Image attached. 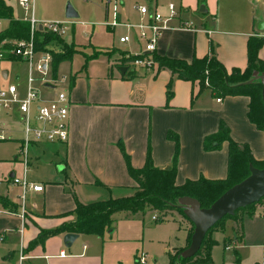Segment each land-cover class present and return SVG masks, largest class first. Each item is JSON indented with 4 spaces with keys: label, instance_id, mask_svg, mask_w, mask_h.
I'll return each mask as SVG.
<instances>
[{
    "label": "crops",
    "instance_id": "1",
    "mask_svg": "<svg viewBox=\"0 0 264 264\" xmlns=\"http://www.w3.org/2000/svg\"><path fill=\"white\" fill-rule=\"evenodd\" d=\"M5 1L12 6L14 17L25 16L17 0ZM68 1L74 4L85 23L101 24L103 18H112V7L105 0ZM118 1L117 19L121 22H135L141 18L137 5L167 14V4L173 2L177 14L160 32L152 54L189 61L193 56L213 51L228 71L232 67L242 69L246 66L247 39L252 35L260 36L264 30V0ZM201 4L204 8H200ZM65 6L66 0H34V14L37 18L62 19ZM105 25L107 32L112 34V44L123 34H129V41L133 39L127 43L118 41L126 44V52L133 48L134 38L139 44L142 41L135 28L123 24ZM64 36L67 43H73L70 34ZM107 48L106 55L98 56H113L114 50ZM124 52L118 56H125ZM258 55L264 59V36ZM109 60L110 57L98 72L89 69L82 74L70 71L65 87L69 107L67 140H42L31 144L29 159L37 157V148H46L56 158L57 168L63 173L46 183L35 181L43 185L42 190L29 188L25 191L24 195L38 199L39 205L29 203L27 208L23 202L26 211L23 223L18 215L22 205L19 206L17 197L14 200L10 195L9 185L6 191L0 192V208H3L0 210V249L5 251L0 255L1 263L112 264L104 263L103 253L91 247L95 238L87 235L92 233L76 232L78 235L70 245L63 242L66 231L48 235L33 244L31 240L42 228L73 220L76 200L89 202L99 196H122L123 193L113 191L133 188L134 179L127 170L122 149L129 154L134 166H141L147 154L155 165L170 166L175 135L178 140L176 183L200 175L222 178L227 171L228 141L223 140L213 148H205L203 142L223 120L235 141L246 143L256 160L264 159V130L256 127L247 116V95L220 94L208 86L200 89L196 80L179 78L170 69L159 68L155 63L136 66L129 61L121 63L120 57L113 63ZM121 65L126 66L125 71H121ZM7 74L8 70L0 63V78ZM55 90L52 88L51 91ZM168 90H171L170 95ZM12 115L21 118L15 109L0 113V126L5 132L9 129L3 116ZM22 136L23 127L21 135L15 138L19 145ZM6 173L8 176H3L9 183L18 184L12 180L13 169ZM172 209L176 208L166 212ZM179 214L182 231L169 252L187 244L191 221L181 211ZM208 238L214 239L210 260H192L188 264H264V201L240 208L235 216L225 217L208 233ZM82 240V246L77 244ZM20 250L25 255L21 260Z\"/></svg>",
    "mask_w": 264,
    "mask_h": 264
},
{
    "label": "trees",
    "instance_id": "2",
    "mask_svg": "<svg viewBox=\"0 0 264 264\" xmlns=\"http://www.w3.org/2000/svg\"><path fill=\"white\" fill-rule=\"evenodd\" d=\"M0 17L4 20V24L0 27V50L3 53L0 59L18 58L10 50L15 40L29 37V23L23 18L14 17L12 6L6 3L5 0H0ZM34 40L37 48L51 51L53 74L57 72V62L62 58L70 57L75 50L74 44L67 43L62 36L44 32L40 29L36 30ZM262 41L263 36H249L247 39L246 66L242 69L240 67H232L230 71L226 69L213 51L203 56H193L189 61L180 57L157 53H153L152 57L154 62L157 63V67L168 68L179 78L196 80L200 89L208 86L220 94L247 95L249 98L247 116L256 127L264 130V105L261 98V82L259 79L248 81L253 77L254 71H264V59L258 55ZM49 44L53 46L56 44L60 45V49H51L48 47ZM129 60V57L120 56V61L123 64H127ZM170 91L168 90V95H170ZM168 135L173 136L172 133ZM173 137L175 140V151L170 166L159 167L155 165L149 154H147L141 166H134L130 162L129 154L122 149L127 170L134 179L133 192L127 195L89 202L76 200L72 209L76 214L73 220L63 221L55 227L40 229L36 237L31 240V244L42 240L48 235L62 231L102 234L106 228L110 227L113 219L112 214L121 209L137 211L147 207L156 210L176 208L183 213V208L178 204L179 197L183 195L196 197L200 201V205L206 207L226 188L249 173V163L264 167V159L256 160L252 156L248 145L235 141L230 135L228 125L223 120H220L217 130L207 134L203 144L205 148H213L219 146L223 140L228 141L226 175L222 178H208L200 175L197 178H186L183 182L176 183L178 140L175 135ZM259 201H264V195L259 200L240 208L248 207ZM240 208L236 209L233 214L224 215L212 225L206 232L197 252L192 256L184 257L180 255V252L189 243L193 230L191 222L187 244L178 247L174 252H170L169 264H188L192 260H210V247L214 239L208 238V233L225 217L235 216Z\"/></svg>",
    "mask_w": 264,
    "mask_h": 264
},
{
    "label": "rangeland",
    "instance_id": "3",
    "mask_svg": "<svg viewBox=\"0 0 264 264\" xmlns=\"http://www.w3.org/2000/svg\"><path fill=\"white\" fill-rule=\"evenodd\" d=\"M70 3L74 6L72 2ZM117 11H119L118 8ZM20 14H22L20 15L21 17L24 16L23 10H21ZM67 18L64 10L62 19ZM83 19L82 16L68 19L70 23L68 24V29L64 37L68 34L73 37L71 42H73L75 50L70 57L62 58L57 62V75L59 77L65 75L67 78L57 83L56 90L65 91L70 71L79 74L84 73L86 69H89V71L92 72L101 71L107 58L110 57L109 62L112 61L113 63L120 57L118 55H120L121 52L128 49L125 48L126 44L118 42V36L117 42L112 44V34L111 32L108 33L106 25L102 24L105 20L104 18L101 21V24L93 21L85 23ZM138 21L139 20L135 22ZM72 22L74 24H72ZM92 23H95V25H92ZM132 40L133 39L130 41ZM144 44L145 42L143 40L140 41L139 44L134 38V42H132L133 48H130L131 52L133 54L139 52L140 47H143ZM50 45L51 44H49L48 47L51 49H60V45ZM107 46L112 48L111 50H114L112 53L113 56H98L101 54H107ZM112 46H115L116 48H113ZM35 56H38V54ZM35 60L36 59H34V62ZM0 63L3 66V69L8 70L7 76H1L0 78L2 86L9 83H15L18 86L21 95H24V84L29 65L28 61L23 59L3 61L0 59ZM155 64L157 65V63ZM134 65L142 66L138 64ZM114 68H116L115 65ZM131 68L132 64L130 66V69ZM115 70H117V68ZM35 83L38 84L39 81H36ZM3 117L5 118L9 130L5 132L6 138L0 139V192L6 191L7 185H9L10 195L14 200H16L17 197L18 202L20 203L19 206H21L23 202L26 203L27 208L30 207L29 203L31 206L32 204L39 205L38 199L31 198L28 195L22 196V185L20 183H18L19 185H12V183H9L5 176H3L6 175L7 177L8 175L6 172L12 169L15 172V177L19 179H22L24 174V165L20 160L21 157L19 155L17 158L14 157V155L19 153V144L15 138L21 135V128L23 127L22 120L18 115ZM30 153L32 154L31 148ZM30 153L29 155L31 156ZM36 154L37 157L29 159L26 168L25 175L28 180L46 183L55 175H61V173H63L61 172L62 170L57 168V163L54 161L56 158L52 156L50 150H47L46 148H37ZM13 179L14 178H12V180ZM13 182L15 181L13 180ZM133 190V188L114 190L113 193H123V195H126L131 194ZM103 198L106 197L99 196L97 199ZM1 209L3 208H0V210ZM166 210L168 211V209L156 210L147 207L143 210L137 211H131L129 209L115 211L112 215L113 219L110 227L106 228L102 234L92 233L87 235L95 238L91 247L95 248L97 252L103 253L104 263L166 264L170 257L168 249H172L176 237L180 236V232L182 231L179 211L177 209H172V211L166 212ZM153 215H157L158 218L154 219ZM83 241L84 240L78 241L77 244L82 246ZM85 243L88 244V241L85 240ZM89 245H91L90 242ZM4 252L5 251L2 252L0 249V255ZM143 252L146 253V261L140 262L137 260V257ZM0 264L4 263H1L0 261Z\"/></svg>",
    "mask_w": 264,
    "mask_h": 264
},
{
    "label": "built area",
    "instance_id": "4",
    "mask_svg": "<svg viewBox=\"0 0 264 264\" xmlns=\"http://www.w3.org/2000/svg\"><path fill=\"white\" fill-rule=\"evenodd\" d=\"M18 4L25 12L23 19L29 23V37L15 40L11 52L15 57L28 61L26 86L24 95H21L18 86L15 83H9L0 86V113L15 109L20 113L23 123V136L19 145L18 155L24 165L23 178L17 177L13 180L22 185V196L29 188L33 190H42L43 185L38 182L28 180L25 172L29 161L30 146L38 141H66L68 138V95L66 91L55 90L57 83L66 79L65 75L60 77L57 73L52 72V53L47 49H39L35 45V32L40 29L44 32L65 35L70 21L67 19H42L37 18L34 14V0H17ZM107 5L112 7V18L106 19L105 24L117 25L123 24L137 30L138 39H142L145 44L139 52L132 53L125 51L124 55L129 57V62L143 66L153 65L154 59L152 52L156 48V42L160 32L169 26L168 20L177 14L173 2H168L167 14L154 9L148 11L146 5H137L142 16L138 22H121L117 19L118 0H106ZM145 14L147 18L145 19ZM0 17V26L3 23ZM188 24V22H186ZM260 36H264V30ZM129 34H123L119 37L120 42L129 41ZM38 54V56H35ZM3 53L0 50V58ZM34 59L35 62H34ZM39 81L38 84L35 82ZM51 83L52 86L46 85ZM207 83V81H206ZM6 138L5 131L0 126V139ZM25 207L22 204L21 210L18 212L21 222L25 218ZM153 218H158L153 215ZM0 235V239H1ZM64 254V250H61ZM25 257L22 250L19 252V259ZM146 253L143 252L137 257L140 262L146 261Z\"/></svg>",
    "mask_w": 264,
    "mask_h": 264
},
{
    "label": "water",
    "instance_id": "5",
    "mask_svg": "<svg viewBox=\"0 0 264 264\" xmlns=\"http://www.w3.org/2000/svg\"><path fill=\"white\" fill-rule=\"evenodd\" d=\"M200 8H204L203 4L200 5ZM65 16L68 18L79 16L69 1L65 6ZM119 68L121 71H125L126 66L121 65ZM5 74V70H3V75ZM253 79H259L261 82V98L264 105V71H254L253 77L248 81ZM46 85L52 86L51 83H46ZM248 167L249 173L226 188L209 206H201L200 201L190 195L179 197L178 204L183 208L184 215L193 224L189 243L181 250V256L189 257L194 255L199 249L208 229L224 215L233 214L236 209L255 202L264 195V167H258L253 163H249ZM77 235L74 231H66L63 234L64 244L70 245Z\"/></svg>",
    "mask_w": 264,
    "mask_h": 264
}]
</instances>
